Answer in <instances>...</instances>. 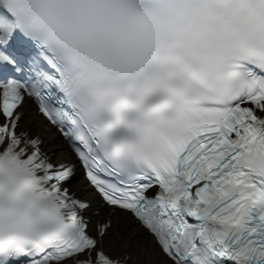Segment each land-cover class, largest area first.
<instances>
[{"label": "snow or ice", "instance_id": "obj_1", "mask_svg": "<svg viewBox=\"0 0 264 264\" xmlns=\"http://www.w3.org/2000/svg\"><path fill=\"white\" fill-rule=\"evenodd\" d=\"M0 264H264V0H0Z\"/></svg>", "mask_w": 264, "mask_h": 264}, {"label": "bare ground", "instance_id": "obj_2", "mask_svg": "<svg viewBox=\"0 0 264 264\" xmlns=\"http://www.w3.org/2000/svg\"><path fill=\"white\" fill-rule=\"evenodd\" d=\"M25 112L27 113V116H26L27 117V125H29V127H32L34 130H36V128L38 127L37 124L35 123L36 113H35V110H33L30 107L29 103H27L25 105ZM41 130H42L43 134L46 136V138L48 139L49 146H53V145H56L58 143L57 133L53 129H51L50 127H47V128H42ZM59 143L62 145V147L56 153V155L61 156V155L66 154L67 151L63 145V142L61 141ZM73 186H74V189H76V190H85V183L81 182L80 180L76 184L73 183Z\"/></svg>", "mask_w": 264, "mask_h": 264}]
</instances>
